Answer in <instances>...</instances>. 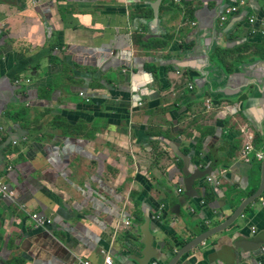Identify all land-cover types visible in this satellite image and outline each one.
Listing matches in <instances>:
<instances>
[{"label": "crops", "instance_id": "obj_1", "mask_svg": "<svg viewBox=\"0 0 264 264\" xmlns=\"http://www.w3.org/2000/svg\"><path fill=\"white\" fill-rule=\"evenodd\" d=\"M243 131L264 157V0H0V264L172 260L258 191ZM262 194L178 264H264Z\"/></svg>", "mask_w": 264, "mask_h": 264}, {"label": "water", "instance_id": "obj_2", "mask_svg": "<svg viewBox=\"0 0 264 264\" xmlns=\"http://www.w3.org/2000/svg\"><path fill=\"white\" fill-rule=\"evenodd\" d=\"M161 2H162V0H158V4H161ZM188 165H189V162H186V166L183 170V175L185 178V194H183L181 199L176 202L177 206L175 205V207H173L174 211L175 212L178 211V213L182 212L183 209H185V208H187V206H189V204H188L189 199L198 200L201 198V196L195 191L194 185L196 182H201L204 179H206L207 177H209L211 175V171H212V168H211L210 171H208V170L203 171V172L196 171L195 173L194 172L191 173L190 168H188ZM261 175H262V180H261V184H260L258 191L253 196H251L249 200H247L239 208H237L234 211L233 215L231 217H229L228 220L224 224H222L221 226H219L215 229L208 230L207 232H205L204 234H202L201 236H199L198 238H196L195 240L190 242L182 250L177 252L176 256L172 260L170 257L162 259L161 256L158 257V260L161 261L162 263H163V261H166V263H163V264H167L168 260H171V262L169 264H178L180 262V260L184 257V255H187V254L195 251L196 249H198L200 246L204 245L209 239L213 238L214 236H217V235L231 229L240 218L244 217V213H245L246 209L252 203L257 201L261 197V195H263L262 193H264V159L262 161V173H261ZM182 193H183V191H181L180 194H182ZM200 203L202 204L203 202H200ZM190 208L188 207L187 209H190ZM192 212H194V211H192ZM145 239H146V241H145L144 245H145L146 249L152 250L153 237L151 236V234L148 233V234H146ZM219 244H220V242H219ZM216 245H218V244H215L214 247ZM218 247H219V245H218ZM218 247L216 248L217 250H218ZM157 256L158 255H156V257L152 256V257L148 258L147 264L150 263L151 260L156 259ZM222 257H224L223 258L224 260L226 259V257L223 254H222ZM146 261H147V258H146ZM155 261H157V260H155ZM152 263L160 264L159 262H152Z\"/></svg>", "mask_w": 264, "mask_h": 264}, {"label": "built area", "instance_id": "obj_3", "mask_svg": "<svg viewBox=\"0 0 264 264\" xmlns=\"http://www.w3.org/2000/svg\"><path fill=\"white\" fill-rule=\"evenodd\" d=\"M236 12H237V8H231V9L227 10L222 15L221 19L223 21H225L229 15L236 13ZM250 22H252V21H250ZM21 82H22L21 80H17L16 84L18 85ZM27 82H30V81H27ZM190 89H193V88H190ZM209 109H210V107H209ZM243 134L245 136H248V137H246V140L248 141V143L246 144L244 150L242 151L241 160H243L246 163H250V158L253 157L254 161L262 162L264 159L263 155L259 154V153H255V154L253 153V148H252V145L250 144L252 142V137L250 135H248L247 131H243ZM209 182H212V180H209ZM180 193H181V191H180ZM0 195L2 197L13 198L14 193L12 191H10L9 185H7L6 183L0 182ZM263 206H264V203H263ZM162 209H164V206H162ZM31 219L33 220L36 227H38V228H45V227L52 224L51 221H49V220H47L41 216H38V215H34ZM130 226H131V224L129 222L125 223L126 228H129ZM253 234H255V230H253ZM103 255H104V264H114L113 258L109 254H106L103 252ZM78 264H91V263L86 262V261L85 262L79 261ZM152 264H158V263H152Z\"/></svg>", "mask_w": 264, "mask_h": 264}]
</instances>
